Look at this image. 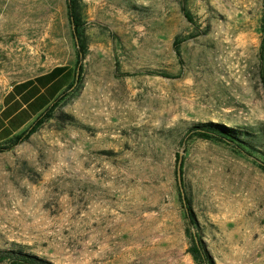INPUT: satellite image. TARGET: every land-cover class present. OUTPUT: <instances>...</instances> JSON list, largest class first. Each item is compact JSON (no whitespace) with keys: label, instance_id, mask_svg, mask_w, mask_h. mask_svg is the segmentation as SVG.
Masks as SVG:
<instances>
[{"label":"rangeland","instance_id":"obj_1","mask_svg":"<svg viewBox=\"0 0 264 264\" xmlns=\"http://www.w3.org/2000/svg\"><path fill=\"white\" fill-rule=\"evenodd\" d=\"M78 1L84 53L67 0H0V111L15 84L81 68L54 117L0 153V250L52 264H197L191 231L215 264H264L258 157L188 137L213 122L261 133L264 149V0ZM37 83L0 143L68 77Z\"/></svg>","mask_w":264,"mask_h":264},{"label":"trees","instance_id":"obj_2","mask_svg":"<svg viewBox=\"0 0 264 264\" xmlns=\"http://www.w3.org/2000/svg\"><path fill=\"white\" fill-rule=\"evenodd\" d=\"M68 1V9L69 16L72 21L74 31L79 39V48L82 50V53L86 50L85 42H83L82 31H83V23L81 16L78 11V0H67ZM183 10L186 12V16L189 19H192L189 12L186 11L184 7ZM262 43L260 48V61L264 63V23L262 26ZM184 40L177 38L174 42V49L178 55L181 57V45ZM82 58V54L80 53V60ZM80 61L78 62V64ZM77 64V66H78ZM43 75V74H41ZM49 76L58 77H68V83L66 90L43 112H41L36 119L33 121L31 127L28 130L18 133L12 137H10L7 141H3L0 143V153L4 151H8L12 149L14 146L19 144L22 140L29 138L33 133H35L45 122L46 118L54 117V111L58 106V103L64 98L66 91L72 89L78 82L81 80V68L79 67H69V66H57L51 70L50 73L45 74L43 76H37L33 79L27 80V82L31 81H40ZM264 80V79H263ZM196 137L205 141L218 142L230 147H233L237 152L249 155L251 157H258L257 163L259 167L264 171V149L262 148V134L259 132H251L248 130H242L239 128L228 127L226 125L218 124V123H199L191 128H189L188 137ZM264 147V143H263ZM260 157V158H259ZM181 159V156L178 155L177 161ZM183 165L181 167V170ZM181 198L185 205L186 213L189 221L194 224L196 223L195 215L192 211L190 200L185 197L182 192ZM188 204V205H187ZM190 204V205H189ZM194 222V223H193ZM189 238L191 239V249L190 253L192 254L194 260L197 264H215L213 258L206 251L203 246V242L201 238L194 232L188 231ZM0 262H6V264H52L50 261L39 257L36 254H32L27 252L22 248H13L9 250H0Z\"/></svg>","mask_w":264,"mask_h":264},{"label":"crops","instance_id":"obj_3","mask_svg":"<svg viewBox=\"0 0 264 264\" xmlns=\"http://www.w3.org/2000/svg\"><path fill=\"white\" fill-rule=\"evenodd\" d=\"M46 72L45 74L50 73ZM40 75V76H43ZM38 81H31V82H27L23 81V82H19L17 84H15L14 86H12L6 93L5 97H4V106L2 108V110L0 111V121H1V125H0V130L5 129L8 126H11V121L17 116V114L20 112L21 109H23L26 104H29L30 102L33 101V98L29 99V101H27L25 103L24 98L25 96L30 92V90L32 89V87H34L35 85H38L37 83ZM17 105L16 109L15 106ZM26 123H20L18 125V130H23L26 128Z\"/></svg>","mask_w":264,"mask_h":264},{"label":"water","instance_id":"obj_4","mask_svg":"<svg viewBox=\"0 0 264 264\" xmlns=\"http://www.w3.org/2000/svg\"><path fill=\"white\" fill-rule=\"evenodd\" d=\"M180 165H181V162H180V164H179V179H180Z\"/></svg>","mask_w":264,"mask_h":264}]
</instances>
